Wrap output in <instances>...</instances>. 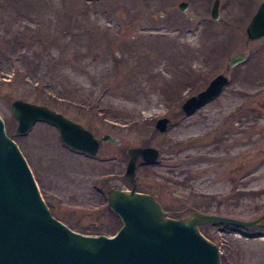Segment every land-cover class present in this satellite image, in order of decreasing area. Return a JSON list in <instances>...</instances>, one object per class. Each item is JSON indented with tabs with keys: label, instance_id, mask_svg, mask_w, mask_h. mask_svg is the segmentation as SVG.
<instances>
[{
	"label": "rangeland",
	"instance_id": "1",
	"mask_svg": "<svg viewBox=\"0 0 264 264\" xmlns=\"http://www.w3.org/2000/svg\"><path fill=\"white\" fill-rule=\"evenodd\" d=\"M181 1L188 3L184 10ZM213 2L0 0V118L56 219L79 233L113 236L120 220L107 207L106 190L128 186L127 151L143 146L159 157L137 166L136 189L156 194L167 210H183L169 217L187 219L194 208L248 219L262 205V197L246 195L229 205L226 186L245 166L262 164L264 37L250 40L246 26L264 0H219L218 20L210 16ZM237 53L247 59L230 67ZM218 74L229 78L221 94L184 116L183 102ZM15 100L90 130L100 142L97 155L69 149L45 122L19 134ZM161 117L168 118L163 132L155 128ZM224 130L221 146L212 143ZM105 134L119 145L102 141ZM257 182L263 185L261 173ZM215 229H202L213 244ZM262 242L235 241L259 251Z\"/></svg>",
	"mask_w": 264,
	"mask_h": 264
},
{
	"label": "water",
	"instance_id": "2",
	"mask_svg": "<svg viewBox=\"0 0 264 264\" xmlns=\"http://www.w3.org/2000/svg\"><path fill=\"white\" fill-rule=\"evenodd\" d=\"M187 6V2H179L181 10ZM210 14L219 19V0H214ZM246 34L250 40L264 36V2L248 23ZM245 59V53L234 54L229 66ZM227 83L225 75H216L205 89L183 102L182 110L193 113L219 96ZM11 110L18 133H26L36 122H47L58 129L60 140L68 147L97 154L99 141L94 135L61 113L24 100L13 101ZM167 121L160 118L155 127L164 131ZM102 140L119 144L108 134ZM127 152L125 176L133 188L128 192L113 189L107 196V207L120 220L117 232L114 237L82 234L52 216L0 118V264H220L217 247L200 233V225L225 222L248 227L264 221V216L249 222L197 212L187 219L166 216L151 195L134 191L137 161L152 163L158 151L147 146Z\"/></svg>",
	"mask_w": 264,
	"mask_h": 264
},
{
	"label": "flooded vegetation",
	"instance_id": "3",
	"mask_svg": "<svg viewBox=\"0 0 264 264\" xmlns=\"http://www.w3.org/2000/svg\"><path fill=\"white\" fill-rule=\"evenodd\" d=\"M206 105L207 104H205L204 106ZM167 125H168V122H167ZM226 132L227 131L225 130L224 132H220L216 136V138L213 140L212 143H215L218 146H221L222 142L225 141V138L223 137V135ZM144 166H147V165H144ZM236 172L238 171L236 170ZM260 173H261V177L264 179V150L262 153V164L261 165L245 166L244 171H241L239 174H237V176H235L236 175L235 174L234 177H231L229 180H227L228 185L226 186V189H227L226 196L229 198V205L231 206H233L231 202L234 199H236V197H239L242 195H246L254 199H258L262 197L263 199L261 203L262 205L260 207L257 206V208H255L256 211H254V216L252 215L248 219H242V218L235 216L230 211L222 212L221 209L220 210L216 209L214 211L215 212L214 214L217 216L229 217V218H234V219L249 221V222L257 221L261 219V217L264 216V182H263V185H256L258 183L257 180H258ZM123 179L128 183V186H126L125 189L123 190H131L133 188L131 181L130 180L127 181L125 177ZM129 182L131 185H129ZM136 187L137 186L135 185V191L140 192V191H137ZM111 191L112 190H110L108 187V189L106 190V198H107V195ZM150 195L157 200L156 194L155 195L150 194ZM159 204L165 213L170 211L171 213H174L173 216L183 214V212L180 213V211H183V210L172 212V210H167L164 207H162L161 203ZM221 204L218 203L220 208H221ZM168 207L172 208L174 207V205H169ZM190 211L191 212H201V213L205 212V211H197V209H194V208L190 209ZM213 225L216 227L215 231L217 234V240H216L215 245L219 253L220 264H244L245 261L247 262V264H264V245H262V248L260 251L257 250L256 248L244 250V249H241L240 246L235 243L237 239H240V240L243 239L246 241L261 240L263 241L262 243H264V221L262 223H259L258 225L248 226V227L238 225V224L224 223V222H216ZM259 255H260V260L255 259Z\"/></svg>",
	"mask_w": 264,
	"mask_h": 264
},
{
	"label": "trees",
	"instance_id": "4",
	"mask_svg": "<svg viewBox=\"0 0 264 264\" xmlns=\"http://www.w3.org/2000/svg\"><path fill=\"white\" fill-rule=\"evenodd\" d=\"M199 228H200V230L202 231V229L204 228V225L200 226ZM203 234L207 236V235H208V232L205 231V232H203ZM208 236H209V235H208Z\"/></svg>",
	"mask_w": 264,
	"mask_h": 264
}]
</instances>
